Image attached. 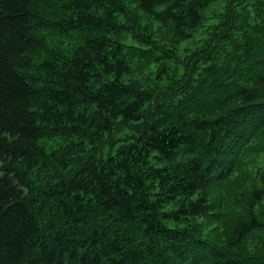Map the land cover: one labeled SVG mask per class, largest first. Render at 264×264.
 <instances>
[{
	"label": "trees",
	"instance_id": "trees-1",
	"mask_svg": "<svg viewBox=\"0 0 264 264\" xmlns=\"http://www.w3.org/2000/svg\"><path fill=\"white\" fill-rule=\"evenodd\" d=\"M133 1L178 45L218 0H0V264H264V0L239 27L249 75L231 83L230 57L214 110L177 94L152 116L160 99L131 80L120 43ZM53 30L85 41L49 50ZM225 39L216 49L242 44ZM193 76L178 83L192 104ZM119 124L142 126L114 154L79 159ZM55 139L67 144L50 150Z\"/></svg>",
	"mask_w": 264,
	"mask_h": 264
},
{
	"label": "rangeland",
	"instance_id": "rangeland-1",
	"mask_svg": "<svg viewBox=\"0 0 264 264\" xmlns=\"http://www.w3.org/2000/svg\"><path fill=\"white\" fill-rule=\"evenodd\" d=\"M236 1L239 2V0ZM233 2L234 0H218L217 3L210 5L205 12V20L201 27L192 33L189 40L178 45H171L163 41L167 34L162 26L147 16L136 1L125 4L124 13L119 17V24L124 26L126 31H124L120 43L126 47V57L133 67L131 80L140 83L139 85L146 89L154 100L160 99L161 102V105H157L156 108L155 103L147 107L148 116H152L154 112L159 114L164 108L167 109L170 101L173 102L172 99L177 94L180 95L177 100L183 102L182 106H185V109L194 110L193 112L199 113L207 107H210L209 110H212L214 106L217 107L218 102H214L216 98H212L211 91L215 90L217 93L218 86L226 79L227 75L218 76L219 71L222 74L226 69L227 74H230V60H227L230 57H234L237 61L230 68L231 71L234 69L238 72L231 83L241 81L237 77L240 74L249 75L250 69L248 68L251 63L248 61L251 56L245 54L246 42L241 36L239 27L241 30H246L247 24L256 20V1L244 0L243 3L238 4ZM235 34L238 42L242 43L241 46L233 48L228 45L227 49L224 48V42L227 41L225 38L233 37ZM84 37L79 33L61 35L54 30L46 34L49 50L62 54H69L78 45L84 43ZM220 43H223L224 46L222 45L220 50L216 49ZM46 57L43 56V58ZM191 71L194 76L189 83H192L193 86L194 95L192 98L196 99L193 104L182 96L181 91L185 92L186 85L181 90L179 89V84H186ZM225 83L226 81L223 84ZM209 96L211 101L208 99ZM220 96L221 92H219ZM202 106L204 107L202 108ZM227 111L229 110L225 112ZM251 124L252 122L248 126ZM141 126L119 124L114 133L107 136L99 147L88 148L79 159L91 154L104 155L105 157L114 154L125 138L136 135L141 130ZM236 141H240L239 138ZM236 141L227 149V154L230 155L229 162L237 158L242 148L243 144L238 147ZM66 144V139H55L49 141L47 146L50 150H55ZM217 181L214 182L215 185ZM219 187L227 189L225 185L223 187L219 185ZM219 187L212 188L210 194L211 202L217 210L220 209L224 201Z\"/></svg>",
	"mask_w": 264,
	"mask_h": 264
}]
</instances>
